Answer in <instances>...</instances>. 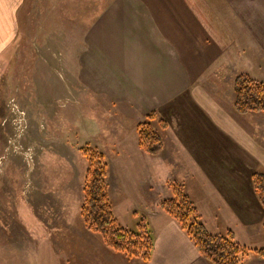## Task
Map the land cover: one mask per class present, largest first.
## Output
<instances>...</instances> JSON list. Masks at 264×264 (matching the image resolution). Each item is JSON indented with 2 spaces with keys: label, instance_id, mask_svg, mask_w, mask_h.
Returning <instances> with one entry per match:
<instances>
[{
  "label": "crops",
  "instance_id": "0c3cea01",
  "mask_svg": "<svg viewBox=\"0 0 264 264\" xmlns=\"http://www.w3.org/2000/svg\"><path fill=\"white\" fill-rule=\"evenodd\" d=\"M23 2L0 0V56L18 37ZM98 8L83 39L69 38L58 64L57 97L74 103V127L95 137L97 147L103 134L122 147L130 142L122 138L124 120L157 112L168 121L172 146L210 185L211 193L201 186L202 198L194 201L209 232L233 231L239 242L246 231L264 240V210L252 180L264 173V113L240 125L221 90L242 73L264 76V0H103ZM153 220L151 260L134 264H210L170 215ZM247 264L264 259L253 256Z\"/></svg>",
  "mask_w": 264,
  "mask_h": 264
},
{
  "label": "rangeland",
  "instance_id": "374dc122",
  "mask_svg": "<svg viewBox=\"0 0 264 264\" xmlns=\"http://www.w3.org/2000/svg\"><path fill=\"white\" fill-rule=\"evenodd\" d=\"M102 2L24 0L18 37L0 56V264H96L98 260L104 264L103 259H127L126 264H134L139 259L108 247L100 234L85 225L81 211L86 146L106 156L113 214L123 229L136 230L144 216L152 221L159 214L169 215L161 203L173 198L175 183L197 203L201 186L211 193L196 167L172 146L158 120L153 126L167 148L156 156L139 146L137 125L147 116L139 119L140 115L130 114L124 120L127 132L122 138L129 136L130 142L122 147L111 144L105 134L97 147L92 143L95 137L83 136L74 127V103L65 104L57 97L58 64L69 38L83 39ZM256 80L264 83V76ZM225 84L229 89H221L222 96L239 124L257 122L255 114L235 112L233 82ZM91 115H104V111L93 110ZM243 232L238 234L240 244L264 248V240L253 241ZM94 238L100 243H94Z\"/></svg>",
  "mask_w": 264,
  "mask_h": 264
},
{
  "label": "trees",
  "instance_id": "16d2710c",
  "mask_svg": "<svg viewBox=\"0 0 264 264\" xmlns=\"http://www.w3.org/2000/svg\"><path fill=\"white\" fill-rule=\"evenodd\" d=\"M234 108L240 115L264 113V83L242 73L234 81ZM157 112H151L147 119L137 125L140 148L147 154L158 155L164 150V140L153 126L158 120L160 127L168 129V121L158 119ZM88 161L84 181V202L82 216L87 229L100 234L108 247L149 262L154 250V234L146 216L137 222L136 230H127L118 226L113 214L108 173L109 163L104 153L86 146L82 151ZM258 200L264 210V173L252 175ZM173 198L161 203V208L175 219L202 256L210 264H247L253 256L264 259V248L250 249L240 244L233 231L226 235L212 234L202 221L201 214L191 197L180 183L173 184Z\"/></svg>",
  "mask_w": 264,
  "mask_h": 264
}]
</instances>
